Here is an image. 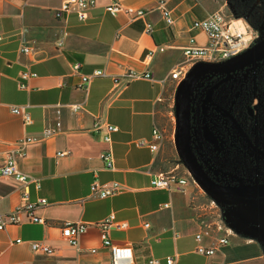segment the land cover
Listing matches in <instances>:
<instances>
[{
	"label": "crops",
	"instance_id": "0c3cea01",
	"mask_svg": "<svg viewBox=\"0 0 264 264\" xmlns=\"http://www.w3.org/2000/svg\"><path fill=\"white\" fill-rule=\"evenodd\" d=\"M62 2L0 0V213L15 210L25 192L33 202L48 200L35 210L47 224L24 222L0 230V264H102L110 259L111 248L102 245L96 222L111 214L128 223L125 229L113 227L110 235L114 245L132 248L134 264H151V258L168 264V257L175 259L172 264H264V246L257 239L233 233L223 218L222 228H217L220 212L198 185L152 189L150 178L170 167L164 143L156 152L134 143L151 139L164 109L175 100L177 88L170 74L183 60L190 38L200 45L208 42L206 33L191 29L192 22L223 11L227 0H166L164 7L175 19L172 26L164 18L161 0H122L126 7L146 10L145 17L135 20L124 13L112 16L106 10L110 0H96L97 7L84 22L76 12L57 16ZM147 24L153 26L152 33L146 31ZM65 31L68 35L60 46ZM23 37L33 48L29 54L21 52ZM74 63L81 64V73L105 69L109 75L94 79L87 92L72 71ZM128 68L150 71L153 80L116 85L113 76ZM25 69L38 76L29 80L27 89H20L18 80ZM74 103H84V109L74 113ZM20 104L30 105L33 123L25 124L12 112V106ZM57 123L61 131L29 144L19 161L20 169L36 181L24 186L3 174L8 153L22 138L41 137L45 128ZM99 124L118 127L111 143L104 140L106 129ZM109 146L114 169H107L101 158ZM114 181L126 188L107 198L91 194L94 182ZM167 202L170 206L164 207ZM65 221L88 224L77 247L62 236ZM207 225L211 233L203 234L201 244L210 246L224 235L230 239L212 256L195 250V235ZM18 238L24 242H16ZM33 241L56 251H34Z\"/></svg>",
	"mask_w": 264,
	"mask_h": 264
},
{
	"label": "built area",
	"instance_id": "2783aa9c",
	"mask_svg": "<svg viewBox=\"0 0 264 264\" xmlns=\"http://www.w3.org/2000/svg\"><path fill=\"white\" fill-rule=\"evenodd\" d=\"M166 0H161V6L163 7V15L168 25L172 26L175 23V19L171 13V10L164 7ZM97 7L96 0H63L61 6L57 9V16L68 15L71 12H76L79 19L84 22L88 19V13ZM106 10L112 16H117L120 13H124L129 16L130 20L137 18H143L146 15L144 9H134L126 7L122 4V0H110L106 5ZM236 14V13H235ZM237 15L228 17L223 11L216 10L208 14L205 18L196 19L192 22L191 29L203 31L206 33L208 42L206 45H200L196 42L195 37L190 38L188 46L184 48L183 60L173 69L170 74L171 80L177 88L179 82L186 76L189 69L198 61H219L227 59L231 56L237 55L243 50L250 47L252 44L261 40L264 36H260L258 30H254L251 24L246 19H238ZM146 31L152 33L154 31L151 24H147ZM68 32L65 31L64 35L58 40V45H63ZM3 39L0 34V41ZM23 45L21 52L29 54L33 51L32 46L26 42V38L23 37ZM162 50L164 48H161ZM151 56V54H150ZM81 64L74 63L72 65V71L74 74L80 76L81 83L80 88H83L88 92L91 83L98 77L108 76L109 74L105 69H98L89 74L81 73ZM215 76L217 74H209L206 76ZM38 74L32 70L25 69L21 71L20 78L18 80V87L20 89H27L28 82L31 78L37 77ZM204 76L200 82L206 77ZM147 79L153 80V75L150 71H140L133 68L126 69L122 74L113 76V81L116 85L123 80L133 81ZM200 82L197 84L194 93L192 95V110H191V126H190V138L192 144V130L196 119V93ZM71 109L74 113L80 112L84 109V103L71 104ZM29 104L13 105L12 112L23 118L25 124L33 123V117L29 111ZM170 113L174 115L175 112V100L170 106ZM59 113V112H58ZM98 128H105L106 134L104 140L108 143L112 141V133L118 131V127L112 124H107L102 127L100 124ZM61 131V124L57 123L55 126L47 127L43 130L42 136H26L22 138L12 149L6 158L5 164L2 168V172L5 176L11 177L22 185L27 186L32 181H36L33 176L22 171L19 167V161L21 158L27 155V147L29 144L36 142L39 139L50 138L57 135ZM165 131L159 125H155L152 129L151 139H138L134 141L138 147H148L151 151L156 152L161 148V145L165 142ZM193 147V146H192ZM62 155V154H61ZM101 158L105 163L107 169L115 168L114 151L111 146L104 149L101 153ZM186 174H181L174 170L161 171L150 178V187L157 190H170L173 186L183 188L189 182L199 184L196 182L192 174L188 169ZM38 183V182H37ZM200 187V186H199ZM126 187L120 182L114 181L111 184H100L94 182L91 186V194L97 198H107L115 195L117 192L124 190ZM212 203L216 201L212 200ZM48 204L46 198L33 202L28 198V193L25 192L22 197V202L15 208V210L0 213V230L6 229L13 224H21L24 222H34L39 224H47V220L35 214V210L40 206ZM164 207H169L170 203H164ZM212 213V212H211ZM220 224H217V228H222V216L221 213L217 214ZM100 230L102 245L111 248L110 259L104 261L102 264H134L133 252L131 247H119L112 243L111 230L113 227L125 229L128 227V223L125 220H120L115 214L106 216L105 218L96 222ZM149 226L148 223L145 224ZM88 224L84 221H65L61 230L63 238L72 246L77 247L79 245L80 237L87 231ZM231 231V230H230ZM211 233V225H207L203 232L197 233L195 238L197 240L196 252L204 256H212L215 252L224 245L229 244L230 239L228 235L219 236L215 239L214 243L210 246H206L200 243L203 234ZM230 233V232H229ZM16 242H24L23 239L18 238ZM31 246L34 251L44 252L46 254H54L55 248L42 241H33ZM92 252H96V248H92ZM175 261L173 257H168L167 263L172 264ZM151 264H158L159 259L151 258L149 261ZM67 264V263H63ZM211 264H229L227 262H212Z\"/></svg>",
	"mask_w": 264,
	"mask_h": 264
},
{
	"label": "rangeland",
	"instance_id": "374dc122",
	"mask_svg": "<svg viewBox=\"0 0 264 264\" xmlns=\"http://www.w3.org/2000/svg\"><path fill=\"white\" fill-rule=\"evenodd\" d=\"M223 12L230 18L237 15L238 19L248 20L264 36V0H227ZM204 82L206 85L202 87ZM196 102L192 144L197 146L193 150L201 161L205 158L208 174L225 185L264 182V61L229 76H206L198 86ZM170 106L160 118L166 136L164 157L170 165L164 171L186 174L188 168L182 165L176 149L177 121ZM212 206L233 233L254 237L264 246V202L227 208L219 203Z\"/></svg>",
	"mask_w": 264,
	"mask_h": 264
},
{
	"label": "water",
	"instance_id": "95a60500",
	"mask_svg": "<svg viewBox=\"0 0 264 264\" xmlns=\"http://www.w3.org/2000/svg\"><path fill=\"white\" fill-rule=\"evenodd\" d=\"M262 61H264V38L239 54L227 59L219 61L200 60L196 62L179 82L176 89V149L182 162L196 182L212 200L220 205L240 206L264 202V182L247 185H225L215 181L208 174L191 145L192 95L197 84L206 75H229ZM241 132L249 140L247 133L242 129Z\"/></svg>",
	"mask_w": 264,
	"mask_h": 264
},
{
	"label": "flooded vegetation",
	"instance_id": "af4514ba",
	"mask_svg": "<svg viewBox=\"0 0 264 264\" xmlns=\"http://www.w3.org/2000/svg\"><path fill=\"white\" fill-rule=\"evenodd\" d=\"M263 38H264V37H263ZM263 38H262V39H263ZM262 39H261V40H262ZM259 41H260V40H259ZM247 68H248V67H247ZM242 70H243V69H242ZM240 71H241V70H240ZM237 72H238V71H237ZM235 73H236V72H235ZM233 74H234V73H233ZM217 75H219V74H217ZM229 75H231V74H229ZM229 75H219V76H229ZM205 85H206V83L204 82L203 85H202V87H205ZM220 85H221V84L217 85L216 88H218ZM199 94H200V93H198V95H199ZM199 98H200V96H199ZM191 110H192V109H191ZM195 142H196V141L194 140V143H195ZM197 142L199 143V140H197ZM192 146H193V145H192ZM192 148L195 149V148H197V146H195V147L193 146ZM202 150H204L203 156L205 157V145L202 146ZM194 152H195V154L197 153L195 150H194ZM196 155H197V154H196ZM197 157H198V159L200 160V162L202 163V165H203L204 168H205V158H204V160H202V161H203V162H202L201 159H200V157H199V156H197ZM206 171H207V170H206Z\"/></svg>",
	"mask_w": 264,
	"mask_h": 264
},
{
	"label": "trees",
	"instance_id": "16d2710c",
	"mask_svg": "<svg viewBox=\"0 0 264 264\" xmlns=\"http://www.w3.org/2000/svg\"><path fill=\"white\" fill-rule=\"evenodd\" d=\"M222 207L227 208V207H234V206L222 205Z\"/></svg>",
	"mask_w": 264,
	"mask_h": 264
}]
</instances>
